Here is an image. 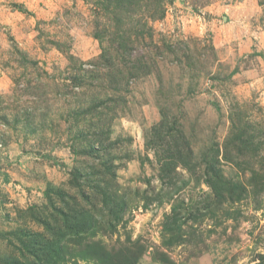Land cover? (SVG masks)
I'll return each instance as SVG.
<instances>
[{"label": "rangeland", "instance_id": "1", "mask_svg": "<svg viewBox=\"0 0 264 264\" xmlns=\"http://www.w3.org/2000/svg\"><path fill=\"white\" fill-rule=\"evenodd\" d=\"M162 1L0 0V264H264V0Z\"/></svg>", "mask_w": 264, "mask_h": 264}, {"label": "trees", "instance_id": "2", "mask_svg": "<svg viewBox=\"0 0 264 264\" xmlns=\"http://www.w3.org/2000/svg\"><path fill=\"white\" fill-rule=\"evenodd\" d=\"M162 1V0H161ZM162 2H159L157 4V15H154L153 18H157L158 16L163 17L165 15V4ZM108 12L111 14H115V11L118 12L117 8V1L115 5H110L108 7ZM115 17V16H114ZM99 38V37H97ZM105 54V53H104ZM102 55V59L106 63V70H108L105 75L109 78H111V82L114 84H118V76L117 75H112L110 72V69L113 67V63H111V60L106 56ZM181 158V157H180ZM207 182L210 184V186L213 188L214 192L219 195V197L224 198L225 195L222 193L223 190L229 188L230 186L226 180H224L222 172L219 170H214V169H208L207 173ZM231 188V194H229V198L234 199L235 197L237 199H240L242 196L243 191L235 192L236 188ZM64 223H66V228L64 233H59V236L61 237H56L54 240H52L49 244V249L46 253V264H57L60 260H62L63 256V248L64 245L63 243L66 242L68 244L69 240L75 239L79 240L82 237L87 238L88 234L89 236H92L94 234L95 230V225H96V220L93 218L92 214H90L88 211H84L81 217H75V218H68L64 219ZM70 238V239H69ZM87 250L88 255H92L94 257L99 258L100 260H107L108 258H101L102 255H108V251L99 244L96 243H85V247Z\"/></svg>", "mask_w": 264, "mask_h": 264}]
</instances>
